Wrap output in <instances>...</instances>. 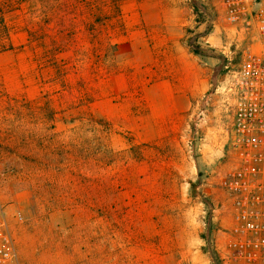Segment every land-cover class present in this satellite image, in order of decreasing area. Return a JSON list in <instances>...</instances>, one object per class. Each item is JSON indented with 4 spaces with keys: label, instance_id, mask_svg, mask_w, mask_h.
<instances>
[{
    "label": "rangeland",
    "instance_id": "rangeland-1",
    "mask_svg": "<svg viewBox=\"0 0 264 264\" xmlns=\"http://www.w3.org/2000/svg\"><path fill=\"white\" fill-rule=\"evenodd\" d=\"M7 10L0 221L18 264H218L227 220L211 216L223 198L209 180L230 167L225 89L253 31L228 26L216 0Z\"/></svg>",
    "mask_w": 264,
    "mask_h": 264
},
{
    "label": "built area",
    "instance_id": "built-area-1",
    "mask_svg": "<svg viewBox=\"0 0 264 264\" xmlns=\"http://www.w3.org/2000/svg\"><path fill=\"white\" fill-rule=\"evenodd\" d=\"M216 3L228 26L253 31L258 47L244 52L225 89L231 118L230 167L217 172L209 187L223 198L210 210L211 216H224L227 227L216 230L212 250L218 264H264V15L259 0ZM195 120L203 123L205 110H198ZM0 264H18L4 220L0 221Z\"/></svg>",
    "mask_w": 264,
    "mask_h": 264
},
{
    "label": "trees",
    "instance_id": "trees-1",
    "mask_svg": "<svg viewBox=\"0 0 264 264\" xmlns=\"http://www.w3.org/2000/svg\"><path fill=\"white\" fill-rule=\"evenodd\" d=\"M20 1L21 0H4V2H2V0H0V53L10 51L12 49L9 33L4 22V17L6 14V11L4 12V10H7L12 2Z\"/></svg>",
    "mask_w": 264,
    "mask_h": 264
},
{
    "label": "crops",
    "instance_id": "crops-1",
    "mask_svg": "<svg viewBox=\"0 0 264 264\" xmlns=\"http://www.w3.org/2000/svg\"><path fill=\"white\" fill-rule=\"evenodd\" d=\"M197 85L195 84H192L191 86H189L188 84H187V86H185L186 87V91H187V93H188V95L191 93V95H192V97H194L195 95H198V93H199V89L196 87ZM190 92V93H189ZM185 97V96H184Z\"/></svg>",
    "mask_w": 264,
    "mask_h": 264
}]
</instances>
